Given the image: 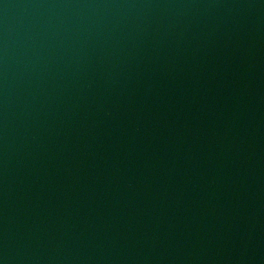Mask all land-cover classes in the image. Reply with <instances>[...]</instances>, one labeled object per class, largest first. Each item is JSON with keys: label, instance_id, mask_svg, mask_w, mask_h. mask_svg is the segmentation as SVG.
Wrapping results in <instances>:
<instances>
[{"label": "water", "instance_id": "obj_1", "mask_svg": "<svg viewBox=\"0 0 264 264\" xmlns=\"http://www.w3.org/2000/svg\"><path fill=\"white\" fill-rule=\"evenodd\" d=\"M0 264H264V0H0Z\"/></svg>", "mask_w": 264, "mask_h": 264}]
</instances>
